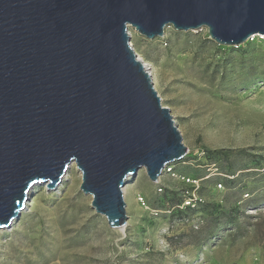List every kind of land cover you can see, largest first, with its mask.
<instances>
[{
  "label": "water",
  "instance_id": "1",
  "mask_svg": "<svg viewBox=\"0 0 264 264\" xmlns=\"http://www.w3.org/2000/svg\"><path fill=\"white\" fill-rule=\"evenodd\" d=\"M206 28L217 45L264 36V0H0V230L31 190L54 191L68 167L110 229L126 226L122 189L156 183L187 149L128 30Z\"/></svg>",
  "mask_w": 264,
  "mask_h": 264
},
{
  "label": "rangeland",
  "instance_id": "2",
  "mask_svg": "<svg viewBox=\"0 0 264 264\" xmlns=\"http://www.w3.org/2000/svg\"><path fill=\"white\" fill-rule=\"evenodd\" d=\"M128 32L185 157L156 183L143 169L127 180L123 230L90 207L72 164L0 230V264H264V41L217 45L206 28L168 26L152 40Z\"/></svg>",
  "mask_w": 264,
  "mask_h": 264
},
{
  "label": "bare ground",
  "instance_id": "3",
  "mask_svg": "<svg viewBox=\"0 0 264 264\" xmlns=\"http://www.w3.org/2000/svg\"><path fill=\"white\" fill-rule=\"evenodd\" d=\"M254 37H258V38H263V37H261V36H259V35H256V36H254ZM138 57V59L143 63V65L145 66V68L147 69V71H148V73H149V75H150V77H151V81L153 82V77H152V73H151V71H150V69L147 67V64L139 57V56H137ZM72 165V164H71ZM71 165L68 167V169H67V171H66V173H65V175H64V177H63V179L61 180V182H64L65 180H67L68 179V177H69V172H70V169H71ZM77 173L80 175V173L77 171ZM159 180V179H158ZM158 182V181H157ZM125 190V189H124ZM123 190V191H124ZM32 191V190H31ZM124 228H121V229H119V230H123Z\"/></svg>",
  "mask_w": 264,
  "mask_h": 264
},
{
  "label": "trees",
  "instance_id": "4",
  "mask_svg": "<svg viewBox=\"0 0 264 264\" xmlns=\"http://www.w3.org/2000/svg\"><path fill=\"white\" fill-rule=\"evenodd\" d=\"M212 154H216V152H212ZM174 203H178V204H174L173 206L179 205V201H175ZM168 207L171 208V206Z\"/></svg>",
  "mask_w": 264,
  "mask_h": 264
},
{
  "label": "built area",
  "instance_id": "5",
  "mask_svg": "<svg viewBox=\"0 0 264 264\" xmlns=\"http://www.w3.org/2000/svg\"><path fill=\"white\" fill-rule=\"evenodd\" d=\"M263 38H261L264 41V36H261ZM252 38H254V36H252L249 40H251Z\"/></svg>",
  "mask_w": 264,
  "mask_h": 264
}]
</instances>
